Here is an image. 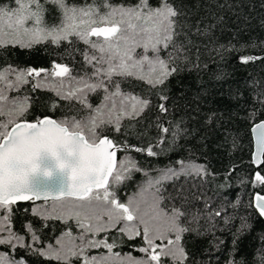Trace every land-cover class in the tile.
Listing matches in <instances>:
<instances>
[{"label":"snow or ice","instance_id":"obj_1","mask_svg":"<svg viewBox=\"0 0 264 264\" xmlns=\"http://www.w3.org/2000/svg\"><path fill=\"white\" fill-rule=\"evenodd\" d=\"M46 2L60 10L58 24L46 23V9L40 0H12L14 7L0 4V48L9 45L31 48L45 42L58 46L61 41L75 37L93 50L82 52L84 63L92 71L74 76L68 66L59 63H53L47 70L11 65L0 68V245L12 251L23 248L59 264H73V257L78 264H191L182 239L185 233L199 235L200 232L199 227L189 225H198L202 218L211 222L220 217L224 205L212 209L210 198L205 197L204 211L193 212L200 195L192 192L191 187L174 184V193L167 199H179L180 206L173 203L169 210L161 209L159 204L164 197L158 196L149 216L132 200L127 204L119 202L110 190L126 174L130 176L133 170H141L131 157L118 164V151L128 153L134 149L137 153L146 152L148 157L158 155L151 146L121 144L108 133H119L122 120L136 119L150 106L148 99L122 92L123 81L128 77L144 80L151 91L166 86L168 77L176 72L171 65L183 55V45L175 40L181 13L170 0H158L156 7L150 0H137L127 7L104 0L101 7L107 11L103 13L99 7L89 4L69 5L66 0ZM129 32L140 39H130ZM137 48L143 51L137 52ZM241 59L248 63L260 57ZM145 64L150 68L147 74L143 72ZM26 85H30L28 91L33 93L47 87L56 97L68 102L69 110L75 107L72 102H77L76 115L64 113L60 120L45 116L27 122L30 97L27 93L18 94ZM11 92L17 95L9 96ZM91 94L102 97L100 104L90 103ZM161 99L167 100V97L161 96ZM260 103L264 105V98ZM52 107H57L55 101ZM158 108L160 112H167L164 103ZM81 113L86 114L80 116ZM20 118L25 119L18 122ZM162 131L168 133L169 129L162 128ZM252 132L255 136L252 164L258 166L253 173L252 187L258 191L251 205L264 217V121L254 124ZM206 175L203 165L179 162V168L161 170L160 176L151 183L176 181L182 176L196 180ZM202 186L201 182L192 187L201 189ZM50 198L51 208L35 203L43 200L47 204ZM20 201L33 202L32 215L44 221L58 219L67 225L69 220H75L81 230L79 235L72 237L68 245L57 239L59 247L49 244L41 248L36 230L31 224H25V235L31 236V242L26 243L25 236L12 229L13 206ZM94 201L99 203L94 205ZM96 207H102V211H96ZM231 219L223 216L225 224ZM247 227V221L242 219L238 232ZM65 235L71 236V233ZM137 238L143 242L138 249L144 253L142 258L114 251ZM93 250L106 252L92 255ZM0 264H25V261L5 252L0 253Z\"/></svg>","mask_w":264,"mask_h":264},{"label":"trees","instance_id":"obj_2","mask_svg":"<svg viewBox=\"0 0 264 264\" xmlns=\"http://www.w3.org/2000/svg\"><path fill=\"white\" fill-rule=\"evenodd\" d=\"M40 2L46 9V23L58 24L61 17L58 7L46 0ZM66 2L77 6L93 5L99 7L102 13L107 11L101 7L104 0ZM136 2L137 0H108L114 6L125 7ZM170 2L181 13L176 28L179 35L175 40L177 44L183 45V55L171 65L176 68V72L168 77L166 86L161 85L151 91L144 80L128 77L123 81L122 92L146 98L150 101V106L136 119L122 120L119 133H108L115 142L140 148L151 146L158 155L148 157L146 152L137 153L134 149L128 153L118 151V164L131 157L141 170H133L130 176L126 174L110 190L115 193L119 202L127 204L132 200L139 204L142 213L150 216L158 196L164 197L159 204L161 209L167 211L173 203L180 206L179 199H167L170 193H174V184L191 187V191L201 197L192 208L193 212L198 209L204 211L205 197L210 198L212 209H220L224 205L220 217H215L211 222L202 218L198 225H189L199 227L200 232L199 235L196 232L185 233L182 239L191 264H264V217H260L251 205L254 194L258 191L252 187L253 173L258 167L251 161L253 148L250 133L253 124L264 120V105L260 103L264 98L261 96L264 93V0ZM150 3L154 7L158 6V0H150ZM0 4L14 7L12 0H0ZM128 36L130 39H140L132 32ZM90 39L97 40L96 37ZM84 51L93 50L75 37L61 41L58 46L50 42L31 48L9 45L7 48H0V68L11 65L16 68L47 70L53 63H59L68 66L74 76L83 75L84 72L92 71L91 66L84 63ZM136 51L142 52L143 49L137 48ZM96 54L99 55L98 52ZM246 56L260 59L243 63L241 58ZM149 71V66L145 64L143 72L147 74ZM29 87L30 85H26L18 93L20 96L27 93L30 97L26 120L36 121L45 116L60 120L64 118V113L76 115L79 109L77 102L73 101L75 107L69 110L68 102L56 97L55 92L47 87L34 93L28 91ZM8 95L14 96L17 93L11 92ZM161 96H166L167 100H162ZM101 98L91 94L89 101L98 105ZM53 101L56 102V108L52 107ZM161 103L166 105L167 112L159 111L158 105ZM85 114L81 113L80 116ZM11 126L9 125V129ZM162 128H168V133H164ZM179 162L203 165L207 169V175L196 180L182 176L176 181L151 183L160 176L161 170L168 167L179 168ZM201 182V189L192 187ZM157 188L161 191L157 192ZM35 203L49 208L52 206V200L47 204ZM98 203L93 202L94 205ZM32 206L31 201L13 206L12 229L24 235L26 243L31 242V236L25 235V224H31L36 230L41 248H47L49 244L59 247L57 239L68 245L72 237L79 235L81 230L76 226L75 220H69L67 225L58 219L44 221L32 215ZM26 209L29 211L26 212ZM95 210L102 211V207H96ZM224 215L232 217L230 223H224ZM242 219L247 221L248 227L238 232ZM69 232L71 236L65 235ZM142 243L137 238L114 251L121 255L130 253L140 259L144 256V253L138 251ZM101 251L106 252L93 250L91 254L96 255ZM5 252L16 259H23L25 264H59L54 259L35 255L23 248L12 251L0 245V253ZM72 259L73 264H78L74 257Z\"/></svg>","mask_w":264,"mask_h":264},{"label":"water","instance_id":"obj_3","mask_svg":"<svg viewBox=\"0 0 264 264\" xmlns=\"http://www.w3.org/2000/svg\"><path fill=\"white\" fill-rule=\"evenodd\" d=\"M47 117H49V116H47ZM49 118H52V119H54L53 117H49ZM43 119V118H42ZM22 120H20V121H18V122H21ZM261 121H264V120H261ZM261 121H259V122H261ZM27 122H35V121H29V120H27ZM259 122H256V123H259ZM255 123V124H256ZM254 126V124L252 125V127ZM12 127V126H11ZM11 127H10V129L9 130H11ZM252 127H251V129H250V133H251V136H252V148H253V151H252V156H253V153H254V151H255V136H254V134H253V132H252ZM252 156H251V161H252ZM117 159H118V157H117ZM254 165V164H253ZM255 167H258L257 165H254ZM49 201H51V198L49 199ZM24 202H28V201H20V202H17V203H24ZM36 202H44L43 200H40V201H36Z\"/></svg>","mask_w":264,"mask_h":264},{"label":"rangeland","instance_id":"obj_4","mask_svg":"<svg viewBox=\"0 0 264 264\" xmlns=\"http://www.w3.org/2000/svg\"><path fill=\"white\" fill-rule=\"evenodd\" d=\"M101 39H103V38H101ZM144 198H145V197H143L142 199L144 200Z\"/></svg>","mask_w":264,"mask_h":264}]
</instances>
